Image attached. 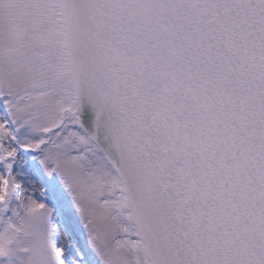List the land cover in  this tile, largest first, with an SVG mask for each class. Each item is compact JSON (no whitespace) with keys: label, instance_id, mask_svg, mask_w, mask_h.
Segmentation results:
<instances>
[{"label":"snow or ice","instance_id":"obj_1","mask_svg":"<svg viewBox=\"0 0 264 264\" xmlns=\"http://www.w3.org/2000/svg\"><path fill=\"white\" fill-rule=\"evenodd\" d=\"M0 264H264V0H0Z\"/></svg>","mask_w":264,"mask_h":264}]
</instances>
